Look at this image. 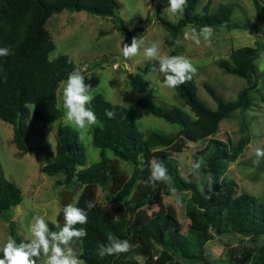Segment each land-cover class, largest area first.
<instances>
[{
	"label": "trees",
	"instance_id": "1",
	"mask_svg": "<svg viewBox=\"0 0 264 264\" xmlns=\"http://www.w3.org/2000/svg\"><path fill=\"white\" fill-rule=\"evenodd\" d=\"M198 3L199 0H187L183 15L174 21L156 15L167 31L164 37L167 45L174 44L186 24L195 28L222 26L254 32L264 29V5L257 0H252L257 23L232 20L233 8L229 2L213 6L209 0L201 5ZM117 7V0H0V48L9 47L13 52L10 56L0 57V119L11 124V141L20 153L34 152L42 162L41 171L62 174L57 183L66 187L77 184L79 192L73 205L88 213V222L77 225L87 230V236L77 242L80 246L78 256L85 264H138L136 256L143 264H172L173 255L210 264L203 243L214 234L222 233H239L251 240L262 237V241L253 252L240 256L230 254L221 264H264V202L245 191L230 195L234 182L223 177L228 162L237 157L248 141L244 122L240 123L241 134L234 142L212 141L210 150L204 155L201 170L205 179L200 187L180 176L173 156L158 155L157 160L164 163L173 178V186L177 190H189L184 202L189 218L187 233L179 230L176 219L165 210L160 184L153 188L147 182L154 148L178 152L186 141L204 143L207 136L215 133L220 119L250 107L249 90L256 87L259 79L264 81V70L258 71L253 61L256 47H234L227 58L215 61L223 71L245 78L247 84L234 98H223L211 84L203 81L202 86L214 103L209 107L197 96L192 79L174 89L191 114L177 105L152 103L145 97L136 99V104L144 111L176 123L178 128L173 133L153 128L138 129L128 107L113 103L96 92L89 107L99 121L90 129L91 143L98 148L97 160L84 165L79 132L67 125L56 126L53 151L45 145L44 128L60 115L55 96L58 82L77 69L66 53L51 59L47 57L54 44L44 26L45 20L52 12L63 8L112 17ZM147 19V15L141 18L140 24L132 30L125 27L121 19L114 23L124 31L121 46L147 25ZM168 54L175 55L174 48ZM160 79L163 81L164 77L160 75ZM129 82L138 89L147 85V80L136 73ZM106 109L117 113L115 119L105 115ZM106 150L115 158L107 156ZM116 158L128 164L127 176L121 175ZM209 173L215 181L211 188L206 182ZM97 185L104 190L109 205L101 206L96 202ZM20 199L19 187L5 178L0 168V214L8 220L9 234L18 245L20 237L15 233L9 210ZM86 201H92L95 207L87 209ZM114 201H120L125 211L112 205ZM149 202L155 203L156 208L147 212L143 205ZM47 223L51 230L52 224ZM109 236L128 240L132 245L130 251L101 258L99 245L106 244Z\"/></svg>",
	"mask_w": 264,
	"mask_h": 264
},
{
	"label": "rangeland",
	"instance_id": "2",
	"mask_svg": "<svg viewBox=\"0 0 264 264\" xmlns=\"http://www.w3.org/2000/svg\"><path fill=\"white\" fill-rule=\"evenodd\" d=\"M205 1L199 0L198 5ZM209 1L211 6L219 2H229L233 8L231 19L234 21L258 22L252 0ZM257 1L264 5V0ZM117 2L118 7L112 17L67 8L52 12L44 22L54 44L47 53V57L51 59L60 53L68 54L75 67L86 76L85 83L91 86L92 95L99 92L109 101L128 107L140 130L153 128L173 133L177 130L178 125L141 109L136 104L138 97H145L152 103L177 105L191 114L187 105L176 95L174 89L165 87L160 79V74L152 70V66L157 62L147 61L144 58L143 48L151 43H157L160 46L162 55H169L168 51L174 48L175 55L173 56L183 55L192 61L198 69L193 76L196 94L209 107H213L214 103L202 86L203 81L211 84L215 91L226 99L234 98L236 92L247 84L245 78L227 73L215 64L218 58H227L230 49L241 45L256 47L254 64L258 71L264 70V29L254 32L242 28L213 26L211 27L214 31L211 46H206L203 43L197 46L191 39L185 38V33L195 28L186 24L177 34L174 44L167 45L164 42L167 31L157 21L156 15L171 21L176 20L178 16H173L167 10L168 0H117ZM146 15L148 16L147 25L136 31L134 35L138 39L143 36L145 43L137 57L126 60L121 51L123 46L120 44L124 31L117 28L114 23L121 19L124 26L132 30L140 24V19ZM131 39L126 43L130 44ZM135 73L147 80L144 89L130 85L129 81ZM128 74L131 75V78ZM66 79H61L55 90L56 105L60 110V115L44 128V143L51 151L54 149L56 126L58 124L67 125L64 120L61 98L62 82ZM249 94L251 97L250 107L235 112L231 117L220 119L215 133L207 136L204 143L186 141L182 150L178 152L156 147L153 149L151 160H157L160 153L173 156L180 176L193 181L200 187L204 182L205 174L200 170L199 173L193 175L192 164L201 159L204 162V155L210 150L212 141L234 142L241 134L240 123L244 122L248 141L237 157L228 162L223 177L234 182L230 195L245 191L264 202V160L259 166L253 164V160L256 159L255 148H264V81L259 79L256 87L249 90ZM68 127L74 129L71 126ZM90 129L84 130L85 139L79 140L85 154L84 165H88L98 158V148L91 143ZM11 135V124L0 119V168L4 177L19 187L21 194L20 201L9 210L15 233L20 237V244L31 237L30 225L34 222V217H43L46 222L52 224L51 231H59L55 225L62 207L60 191L71 187L56 182L58 178L62 177V174H48L41 171L42 162L34 152L20 153L11 141ZM106 155L115 158L109 150H106ZM117 162L121 175L127 176L129 174L128 164L120 159H117ZM160 186L161 200L165 210L176 219L179 230L182 233H187L189 218L184 208V202L189 195V190H178L182 197L181 206L176 204L168 186L164 184H160ZM78 192L79 188H76L69 203L74 204ZM95 199L101 206L109 205L104 190L98 185L95 189ZM111 204L120 206L125 211L120 201H114ZM143 207L149 212L156 208V204L149 202ZM9 237L11 236L8 220L0 214V249L3 248ZM261 241L262 237L251 240L239 233L214 234L212 238L203 243V250L210 264H221L220 262L230 254L240 256L245 252H253ZM0 258H3L2 252H0ZM136 258L138 264H143L139 256ZM80 260L83 262L82 259ZM171 262L172 264H202L200 261L185 260L178 255H173ZM37 264H43V260L38 261ZM83 264L85 263L83 262Z\"/></svg>",
	"mask_w": 264,
	"mask_h": 264
},
{
	"label": "clouds",
	"instance_id": "3",
	"mask_svg": "<svg viewBox=\"0 0 264 264\" xmlns=\"http://www.w3.org/2000/svg\"><path fill=\"white\" fill-rule=\"evenodd\" d=\"M187 6V0H168L167 10L173 16H182ZM214 31L209 26L201 27L199 30L192 28L185 33L186 39H191L194 44L200 46L202 43L211 46ZM145 41L143 36L139 39L132 37L131 43H123L122 55L126 60H132L140 54ZM13 52L9 47L0 48V57H7ZM143 56L147 61H155L152 70L164 77L163 85L169 89H176L191 81L198 69L192 61L183 55L171 56L162 55L161 48L157 43H151L143 48ZM86 76L80 70H73L68 74L67 79L62 82V108L64 120L68 126L80 132L79 140H84V130L90 129L99 123L94 111L89 107L93 100L91 86L85 83ZM109 119H115L117 113L114 110H105ZM256 157L253 164L259 166L264 160V148L257 147L254 150ZM203 160H197L192 164V174L196 175L203 167ZM150 175L148 184L155 188L157 184L168 186L171 196L177 205H181L182 197L176 187L173 186V178L163 162L153 159L149 162ZM207 186L213 187L215 181L211 173L206 176ZM204 194L203 187L200 188ZM206 199L210 197L205 196ZM87 209H92L95 204L92 201L85 202ZM182 206V205H181ZM88 222V213L72 203L63 207V224L57 223L55 227L59 231H51L48 223L43 217H34L30 225L31 237L19 245L9 237L0 252V264H37L43 260V264H83L76 253L73 244L87 236V230L77 225H85ZM106 244L101 243L98 255L104 256L119 255L130 251L132 245L128 240L109 236Z\"/></svg>",
	"mask_w": 264,
	"mask_h": 264
},
{
	"label": "water",
	"instance_id": "4",
	"mask_svg": "<svg viewBox=\"0 0 264 264\" xmlns=\"http://www.w3.org/2000/svg\"><path fill=\"white\" fill-rule=\"evenodd\" d=\"M128 75H129V78H131V75L130 74H128ZM76 188H77V184H74L70 189H61V191H60V202H61L62 207H61L59 218H58V221H57V223H59L60 225H61V223L63 221V207L70 202L71 196L75 192ZM73 247L75 248L76 253L78 255V253L80 251L79 244L78 243H76V244L74 243Z\"/></svg>",
	"mask_w": 264,
	"mask_h": 264
}]
</instances>
